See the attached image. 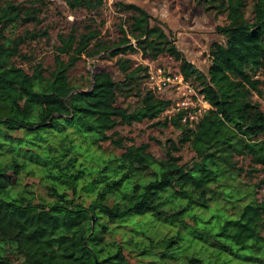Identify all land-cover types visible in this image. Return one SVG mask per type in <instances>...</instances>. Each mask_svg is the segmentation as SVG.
<instances>
[{
	"label": "trees",
	"instance_id": "1",
	"mask_svg": "<svg viewBox=\"0 0 264 264\" xmlns=\"http://www.w3.org/2000/svg\"><path fill=\"white\" fill-rule=\"evenodd\" d=\"M194 1L226 19L205 74L132 2L122 3L131 13L126 26L118 24L116 40H101L89 26L60 33L52 67L36 62L27 71L14 62L18 46L45 31L7 36L6 28L34 16L31 8L0 0V264H264V197L237 207L232 194L242 172L264 171V111L251 98L261 94L253 75L264 70V0ZM67 2L91 7L100 0ZM137 49L150 59L166 53L178 60L180 74L199 84L209 107L194 120L184 108L157 119L170 100L152 89L128 108L116 103L118 82L105 69L90 73L86 89L70 81L68 70L82 54L102 52L116 56L119 83L129 86L140 65L125 54ZM143 119L179 129L176 140L165 139L161 157L147 142L123 145L111 134L117 124ZM105 141L123 150L105 154ZM183 144L192 152L185 160L175 153ZM237 155L247 156V168L233 164ZM25 175L38 176L44 193L22 181ZM79 191L90 196L87 204ZM116 222L128 224L129 239L147 261L128 260L112 237Z\"/></svg>",
	"mask_w": 264,
	"mask_h": 264
},
{
	"label": "rangeland",
	"instance_id": "2",
	"mask_svg": "<svg viewBox=\"0 0 264 264\" xmlns=\"http://www.w3.org/2000/svg\"><path fill=\"white\" fill-rule=\"evenodd\" d=\"M12 1L20 5L22 9L31 8L34 18L27 22H17L9 26L4 30L7 36L22 35L26 30L36 33L41 30L45 31L44 34L39 33L34 37L25 38L18 46L20 55L14 58V62L27 71L36 62H39L46 71L52 67L55 45L58 44L57 35L60 33L68 31L80 33L89 26L98 30L97 37L101 40L106 42L116 40L120 35L118 24L126 26L127 18L131 13V11L122 7V3L132 2L147 12L150 23H160L182 56L197 67L201 73L205 74L210 61L212 44L223 41V36L217 30V26L226 23L223 11H217L213 7H205L204 4L197 3L194 0H100L99 3H96L95 0H90L92 4L96 3L95 6L91 7H86L83 4L70 6L67 0ZM251 15V5L248 3L245 8V16L251 18ZM131 41L134 42L133 39ZM125 55L131 58L133 65H140L135 80H132L129 86L119 83V80L123 79V74L116 67V56H109L102 54V52L93 56L82 54L75 65L68 70L70 81L80 89H86L89 85L90 73L98 69H105L118 82L116 103L128 108L136 104L138 93L146 89H153L156 96L170 100V104L160 112L157 119L172 114L176 111L175 109L178 105L181 106V101L185 99L188 100V104L183 105L189 106H186V111L189 113H193V109L197 107H199V110L208 107L204 100L199 98L197 92L199 84L194 80L187 79L186 81L195 94L186 87H178V89L174 87L172 78L173 74L178 71V60L166 53L159 54L155 59H150L143 56L138 49ZM149 75H153V78H150ZM166 76L170 80L163 78ZM253 76L261 80L259 84L261 94L253 91L251 98L257 100L260 109L264 111V70L257 71ZM162 79L164 80L163 82L161 81ZM155 83L160 84L161 88H159V91H157ZM111 134L113 137H121L123 145L147 142L149 151L155 157H161L164 152L165 139L176 140L179 135V129L170 124L163 126L154 125L153 120L143 119L134 121L131 124H117ZM100 150L105 154L118 155L123 148L105 141L101 143ZM175 153L179 154L183 160L189 158L192 154L186 144L179 145V149ZM92 159L94 158L92 157ZM233 162L235 166L241 165L244 169L248 167L247 164L249 163L247 156L241 155L235 156ZM263 177L264 171L260 169L251 176L242 172L232 181L234 188H236L232 189V194L240 199L234 198L233 200L237 207L243 201L249 199L250 196L264 197V181H261ZM22 181L31 183L38 193H44L43 183L39 181L38 176L25 175ZM76 196L84 204H87L90 200V196L85 195L82 191H79ZM219 203L221 205L225 203L221 196ZM226 205L231 207L230 204ZM235 209L231 207L228 208V211ZM211 210H214V208L211 207ZM201 212L203 216L208 215L207 210H202ZM186 219L192 224L190 219L187 217ZM157 224L165 234L172 233L174 229L158 222ZM115 225L117 228L112 233V237L116 241L123 243L122 250L128 260L137 261L142 259L147 261L146 258L139 256L136 247L129 239L131 233L128 224L119 225L116 222ZM147 231L150 232V235L154 233V229L150 227Z\"/></svg>",
	"mask_w": 264,
	"mask_h": 264
},
{
	"label": "built area",
	"instance_id": "3",
	"mask_svg": "<svg viewBox=\"0 0 264 264\" xmlns=\"http://www.w3.org/2000/svg\"><path fill=\"white\" fill-rule=\"evenodd\" d=\"M150 76V78H153V75H149ZM163 78H165V80H170V78L168 77V76H166V77H163ZM172 80H173V84H174V87L175 88H177L178 89V87L179 88H188V89H190L189 91L190 92H193V90H192V88H191V86L189 85V83L186 81V79H184L183 77H182V75L180 74V72H179V70L176 72V73H174L173 74V78H172ZM162 82L164 81L163 79L161 80ZM156 82V81H155ZM155 85H156V88H157V91H159L160 89L159 88H161L160 87V84H158V83H155ZM193 87V86H192ZM153 90V89H152ZM153 91H155V90H153ZM198 92V91H197ZM193 94H195L194 92H193ZM198 94H199V98H202L203 100H204V103L206 104V105H208V107H209V103H206L207 101L203 98V96H202V94L201 93H199L198 92ZM197 97V96H196ZM206 101V102H205ZM182 103H181V106H177L176 107V109L175 110H177L178 108H184L185 109V111H186V106H188V105H183V104H188L187 102H188V100L187 99H185L184 101H181ZM177 105V104H176ZM189 107V106H188ZM207 108V107H206ZM206 108H202V110H199V107H197L196 109H193L194 110V112L193 113H189V112H187L186 111V113L184 114V115H187V117L189 118V119H192V120H194V119H196ZM189 110H190V108H189ZM192 110V111H193ZM182 119H184V117L182 118Z\"/></svg>",
	"mask_w": 264,
	"mask_h": 264
}]
</instances>
